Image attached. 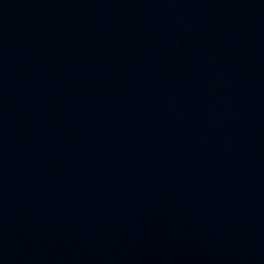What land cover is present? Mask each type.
<instances>
[{"label": "water", "instance_id": "95a60500", "mask_svg": "<svg viewBox=\"0 0 264 264\" xmlns=\"http://www.w3.org/2000/svg\"><path fill=\"white\" fill-rule=\"evenodd\" d=\"M0 264H264V0H0Z\"/></svg>", "mask_w": 264, "mask_h": 264}]
</instances>
